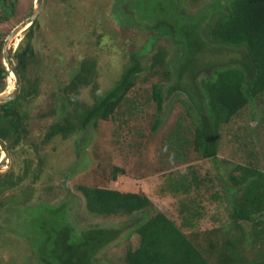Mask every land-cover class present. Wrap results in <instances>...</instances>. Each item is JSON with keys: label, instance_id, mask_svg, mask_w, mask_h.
Here are the masks:
<instances>
[{"label": "trees", "instance_id": "16d2710c", "mask_svg": "<svg viewBox=\"0 0 264 264\" xmlns=\"http://www.w3.org/2000/svg\"><path fill=\"white\" fill-rule=\"evenodd\" d=\"M5 1L0 0V6L3 7ZM8 1L12 5L15 0ZM128 1L132 8L126 6ZM175 4L174 0H120L114 9L118 17L130 11L141 26L156 29L175 46L173 56L158 47L149 63L157 80L151 83L157 112L163 101L175 93L182 95L176 99L185 108L164 138V154L170 159L183 161L186 150L192 148L219 168L217 152L221 130L239 116L243 108L250 107L251 119L256 125L249 123L245 135L230 139L250 143L246 148L247 158L244 162L227 161L225 172L218 171L222 192L215 190L207 194L208 200L225 202L228 220L213 229L210 240L201 241L192 233L194 230L186 233L204 215L198 198L204 200L201 189L213 186L212 177L199 176L194 169L187 173L178 171L176 176H169L165 184L164 191L183 195L178 209L179 223L159 210L147 213L154 206L144 192L78 183L74 187L82 196L89 215L98 221L125 216L122 224L94 222L82 227L72 226L68 210L66 215L62 214V208L69 205L68 200L55 205L36 203L43 205L36 210L39 216L36 213L33 217L26 214L28 206L19 207L17 211L10 209L14 216L4 218L0 228L6 226L7 230L26 239L32 253L34 249L36 264H102L91 257L125 230L127 237L131 234L136 237L135 243L124 250L125 264H264V167H260L262 160L258 154L260 147L263 150L264 147L256 144L264 143L258 129L264 127V0H225L223 6L216 0L190 16ZM34 26L38 27L36 19L24 30V40L14 53L20 77L19 91L12 99L0 102V138L6 142L7 149L30 137L27 104L38 94L37 74L29 75L36 63L31 43ZM154 39L152 36L144 41L145 45L132 50L130 62L119 78L103 92H93L91 102L79 99L78 95L88 85L95 89L98 69L92 57L82 58L69 81L59 85L57 106L44 113L55 118L46 126L43 143L107 120L125 102L136 107L139 103L131 100L129 92L142 71L141 56ZM2 44L3 39H0V91L7 75L1 62ZM222 49L236 50L238 57L218 61ZM160 121L156 116L151 129H156ZM118 174H124V170L114 166L111 180H116ZM12 176L9 171L0 174V191L18 183ZM2 205L3 200H0V207ZM25 222L28 226H20Z\"/></svg>", "mask_w": 264, "mask_h": 264}, {"label": "rangeland", "instance_id": "374dc122", "mask_svg": "<svg viewBox=\"0 0 264 264\" xmlns=\"http://www.w3.org/2000/svg\"><path fill=\"white\" fill-rule=\"evenodd\" d=\"M174 1L177 9L190 16L216 0ZM217 1L220 6L225 3V0ZM119 2L120 0H41L36 15L38 27L34 26L31 40L36 63L29 70L31 77L37 74L38 94L27 104L29 139L7 149L8 154L1 163L0 174L9 171L13 174L12 180L18 179V183L0 191V200H3L0 223H3L4 218L14 216L10 209L17 211L19 207L28 206L26 214L33 217L36 213L39 216L36 210L40 205H55L68 200L69 205L62 208V214L66 215L68 210L72 226L82 227L94 222L122 224L125 216L98 221L89 215L84 209L82 196L74 187L78 183L144 192L154 206L147 213L153 214L155 210H159L179 223L178 209L183 195L164 191L165 184L167 178L176 176L178 171L187 173L194 169L199 176L212 177L213 186H208V190L201 189L205 192L202 193L204 200L198 198L203 204L204 215L193 229L185 230L186 233L194 230L192 233L201 241L206 238L210 240L213 229L223 226L228 220V212L225 202L207 199L208 191H221L219 173L225 172L224 166L229 165L227 161L234 163L246 160V148L250 143H239V139L236 143L230 139L245 135L249 131L248 124L255 126L256 121L251 119L250 107L246 106L239 116L223 127L217 152L219 168L215 167L212 160L201 157L192 148L186 150L183 155L185 159L179 162L164 154V138L185 108L176 99L182 98V95L175 93L163 101L161 110L157 112L156 101L151 96V83L157 80L149 63L151 54L158 47L163 48L168 56H173L175 46L166 35L160 36L156 29L147 30L141 26L132 18L130 11L118 17L114 7L119 6ZM4 3L3 7L0 6V39H3V43L7 35L37 7L36 0H15L12 5L6 0ZM126 6L132 8L129 1ZM24 30H18L7 45L9 57L14 64V53L23 39ZM152 36L155 37L154 41L140 59L142 71L129 92L131 100L139 103L136 107L132 108L130 102H125L107 120H99L95 125L88 124L85 130H76L65 138L56 136L46 144L43 143L46 126L55 118V115H45V112L57 106L59 85L69 81L82 58L92 57L98 69L95 89L88 85L78 95L79 99L91 102L93 92L101 93L111 86L119 78L124 66L130 62V52L145 45L144 41ZM234 57H238V53L233 49H222L218 53V61L221 62L230 61ZM1 62L7 69L3 58ZM1 86L3 88L0 94L6 95L13 91L15 78L14 75L10 76V71ZM156 116L161 121L152 130L151 124ZM258 129L264 141V127L260 126ZM256 144L264 147L263 142ZM2 154L0 149V155ZM258 154L262 160L260 167H264V150L261 147ZM114 166L123 168L124 174H118L113 181L110 174ZM190 194L193 195L192 192ZM39 202L45 203L36 204ZM20 226L28 225L25 222V225ZM22 229L24 230L23 227ZM125 233L126 230L91 259L102 264H125L124 250L136 241L134 234L127 237ZM17 235L7 230L6 226L0 228V264H36L34 249L32 253L27 240ZM35 240L34 238L33 242Z\"/></svg>", "mask_w": 264, "mask_h": 264}, {"label": "water", "instance_id": "95a60500", "mask_svg": "<svg viewBox=\"0 0 264 264\" xmlns=\"http://www.w3.org/2000/svg\"><path fill=\"white\" fill-rule=\"evenodd\" d=\"M40 4H41V0H36L37 7L35 8L34 12L28 18H26V20L18 24L4 39V43L2 47L3 59L6 62L7 70L12 72L14 75L15 87L13 91L9 94H6V95H4L3 93L0 94V102H4V101H8L12 99L18 93L19 88H20L19 74L17 73L15 69V64L12 62V60L9 57L8 48H7L8 42L18 30H20L21 28L26 29L36 19V15L40 8ZM0 149L3 152V155L0 156V167H1V163L4 161V159L6 158L8 154L7 148H6V142L1 138H0Z\"/></svg>", "mask_w": 264, "mask_h": 264}, {"label": "clouds", "instance_id": "9594fccd", "mask_svg": "<svg viewBox=\"0 0 264 264\" xmlns=\"http://www.w3.org/2000/svg\"><path fill=\"white\" fill-rule=\"evenodd\" d=\"M2 58H3V54H2ZM6 69V68H5ZM16 69V68H15ZM7 70V69H6ZM7 73L9 74V71L7 70ZM7 76V75H6ZM1 156V155H0Z\"/></svg>", "mask_w": 264, "mask_h": 264}, {"label": "bare ground", "instance_id": "6f19581e", "mask_svg": "<svg viewBox=\"0 0 264 264\" xmlns=\"http://www.w3.org/2000/svg\"><path fill=\"white\" fill-rule=\"evenodd\" d=\"M13 74H12V72H10V76H12ZM3 155V154H2Z\"/></svg>", "mask_w": 264, "mask_h": 264}]
</instances>
